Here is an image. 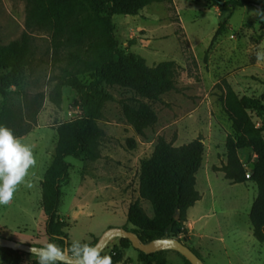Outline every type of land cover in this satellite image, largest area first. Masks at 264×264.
I'll use <instances>...</instances> for the list:
<instances>
[{"label": "rangeland", "instance_id": "1", "mask_svg": "<svg viewBox=\"0 0 264 264\" xmlns=\"http://www.w3.org/2000/svg\"><path fill=\"white\" fill-rule=\"evenodd\" d=\"M252 1V5L233 9L213 6L208 0H161L146 6L137 15L114 16L116 37L122 48L145 58L150 66L174 61L177 88L153 103L158 122L143 137L129 125L119 102L132 94L117 87H107L115 100L107 103L105 116L99 122L106 135L100 142L103 156L98 170L106 184L120 187L113 197L121 203L102 194L75 211L71 209L68 203L80 178L83 158L69 157L68 161L73 163L70 169L72 181L62 187L63 204L59 213L70 219L67 232L72 242L92 241L112 226L132 227L128 222V209L129 203L139 199L141 160L151 156L160 136L178 146L201 135L205 161L197 174V188L200 191L209 185L220 191L230 190L232 199H241L250 211L257 196V186L251 181L229 183L223 173L213 170V166H221L225 161L226 138L233 132L230 117L223 109L220 84L227 80L240 96H264V59L257 58L258 52H264V0ZM25 19L26 0H0V44L21 38ZM224 21V31L212 44ZM31 44L33 65L26 70L20 85L13 88L11 102L17 112L26 115L28 123L33 125L32 131L35 129L21 141L32 146L36 163L27 170L24 182L16 186L12 200L7 205H0V225L7 229H0V232L8 238L45 246L49 243L45 229L39 233L35 231L42 215V190L36 178L43 176L46 151L57 143L58 124L76 118L82 112L75 102V91L69 87L64 88L60 107L49 100L53 72L49 33L34 32ZM252 116L256 123H262L256 113ZM130 138L135 139V147L128 142ZM256 158L252 152L247 154L246 167L250 169ZM86 163L84 171L89 168ZM126 173L131 177L129 182L124 179ZM142 204L153 215L151 204L147 201ZM248 216V213L244 215L247 221ZM204 241L209 243V248L206 246V250L197 251L206 264H249L234 245L226 249L216 239ZM118 242V239L113 240L103 251L104 255H113ZM252 242L255 244L253 250L258 252L255 264H264V242L254 239ZM187 245L194 248L190 243ZM129 252L132 256L138 254L135 248ZM166 258L168 264H184L183 256L176 251L166 253ZM13 260L14 254L10 250L0 251V264H12ZM20 264H38V260L35 255L23 253Z\"/></svg>", "mask_w": 264, "mask_h": 264}, {"label": "trees", "instance_id": "2", "mask_svg": "<svg viewBox=\"0 0 264 264\" xmlns=\"http://www.w3.org/2000/svg\"><path fill=\"white\" fill-rule=\"evenodd\" d=\"M157 1L161 0H26L25 31L21 38L0 44V125L11 129L19 138L33 129L26 115L15 110L11 99L13 88L20 85L26 70L33 65L31 40L36 31L47 32L51 37L53 72L49 100L60 107L64 88L69 87L75 91V102L82 112L56 127L58 138L53 160L41 183L49 243L62 248L66 246L65 238L69 240L67 245L75 243L66 232L68 221L59 213L62 187L68 183L73 166L68 157H81L86 161L102 157L100 142L106 131L99 122L105 116L107 103L115 100L107 87L132 94L119 102L129 125L143 137L158 122L153 103L177 88L174 61L150 66L145 58L122 48L116 37L115 15H137ZM208 1L213 6L233 9L254 4L252 0ZM225 26L226 21L220 23L212 44ZM220 86L223 109L230 117L233 132L226 138L225 161L221 166H213V170L223 172L232 184L251 181L257 186L249 216L255 237L264 242V96H240L227 80ZM253 113L262 120L261 124L255 122ZM128 142L135 147L134 138ZM245 148L257 156L250 169L239 155V150ZM204 161L205 145L201 135L178 146L160 136L151 156L141 160L139 199L129 206L128 222L143 241L168 236L188 244L187 211L202 198L197 188V174ZM142 201L151 204L153 215L146 211ZM97 240L98 237H94L92 241L80 243L94 246ZM130 247H133L130 240L121 239L110 256L112 264L122 261L123 250ZM4 249L14 254L12 264H20L25 252L0 247V251ZM137 251L144 264H168L166 253L171 250L152 254ZM126 262L130 263L131 259ZM184 264L191 263L184 258Z\"/></svg>", "mask_w": 264, "mask_h": 264}, {"label": "crops", "instance_id": "3", "mask_svg": "<svg viewBox=\"0 0 264 264\" xmlns=\"http://www.w3.org/2000/svg\"><path fill=\"white\" fill-rule=\"evenodd\" d=\"M32 132L21 137L20 139L22 140L26 138ZM55 147L56 144H53L52 148L46 151L45 162L43 163V171H44L43 176L38 175V177L36 178L39 186L41 187V190H42L41 183L44 178L46 170L52 163ZM250 152H252V150L248 148L239 150V155L244 163H245V156H247V154H249ZM101 154L103 156L102 151ZM100 160H102V157L95 161H86L84 159L81 160L82 168L80 172V178L77 180V183L75 184V188L71 193V199L68 203V205L74 211L79 206L88 204L89 201L93 200L94 198H98V196L102 194L106 195V197H110L113 200L116 199L121 203L119 199L113 197V194H116L120 187L118 185L106 184L103 180L101 171L98 170V166L100 165ZM86 162H91V163H86ZM85 163L89 164L88 165L89 168H86V170L84 171L83 168ZM206 174L210 175L208 173ZM126 175L127 176H125L124 179L127 182H129L131 177L128 173H126ZM34 176L35 175H33V177ZM223 176L225 178L224 173ZM198 178L199 177H197V181ZM71 181L72 180L70 177L68 183H70ZM205 187L206 188H203V190H200L202 194V198L199 201H197L196 204L191 208H189L187 211V221L185 225L186 228L188 229V233L190 236L188 243L193 245L194 249L198 251H203L206 250L207 247L209 248L208 246L209 243H205V241L202 242V240L208 239L213 241L214 239H216L220 243L224 244V247L226 249H229L230 246L234 245L238 253L242 252L245 255L246 257L245 259L249 261V264H255V262L258 260L257 257L258 252H255L253 250L255 248V244L252 242V240L254 239L257 240L258 242L260 241L255 237L253 233V227L251 224L250 216H248L249 221H247V219H245L244 217V215L247 213L249 215L250 211L246 209V206H244V204L241 202V199L239 200L232 199L233 195L231 194L230 190L220 191L215 189L213 186H209V185H206ZM63 195H64V191L62 188V196L59 207H61L63 204ZM130 204L131 203H129V206ZM41 207H42V200H41ZM223 210L225 211L222 212ZM41 214H42L41 222L39 224V227L35 229L37 233H39V231L42 228L45 229L46 232L47 216L43 210V207ZM61 216L63 217L62 214ZM63 218L68 221L70 226L71 225L70 219L65 217ZM69 226L66 228V232ZM0 229L7 230L4 226L1 225H0ZM196 237L199 238V240H196L195 239ZM131 248L133 247L123 250V260L118 262L117 264H144L139 260V252L137 256H132V254L129 252ZM127 259H131V262L127 263L126 262Z\"/></svg>", "mask_w": 264, "mask_h": 264}, {"label": "clouds", "instance_id": "4", "mask_svg": "<svg viewBox=\"0 0 264 264\" xmlns=\"http://www.w3.org/2000/svg\"><path fill=\"white\" fill-rule=\"evenodd\" d=\"M264 59V52L257 53ZM32 146L23 143L11 129L0 125V205H7L13 198L16 186L24 182L27 170L35 165ZM35 255L38 264H65L71 254L76 264H112L111 257L100 255V246L75 242L69 248H62L50 242L40 248L29 250Z\"/></svg>", "mask_w": 264, "mask_h": 264}, {"label": "water", "instance_id": "5", "mask_svg": "<svg viewBox=\"0 0 264 264\" xmlns=\"http://www.w3.org/2000/svg\"><path fill=\"white\" fill-rule=\"evenodd\" d=\"M176 218H179V214L176 216ZM115 239H118L119 241L121 239H128L132 243L133 248L145 254L171 250L180 253L191 264H206V262L189 245L178 238L166 236L145 242L141 239L138 233L125 227L112 226L107 228L98 237V240L94 246L99 245L101 249L100 253H102ZM65 241V248H69L71 245H67L69 241L68 238H65ZM0 247L32 254L29 251L31 248H40L43 246L21 242L0 234ZM65 263L76 264V262L72 259L71 254L67 256Z\"/></svg>", "mask_w": 264, "mask_h": 264}, {"label": "built area", "instance_id": "6", "mask_svg": "<svg viewBox=\"0 0 264 264\" xmlns=\"http://www.w3.org/2000/svg\"><path fill=\"white\" fill-rule=\"evenodd\" d=\"M247 177H248V178L250 177V172H249V173H247Z\"/></svg>", "mask_w": 264, "mask_h": 264}]
</instances>
